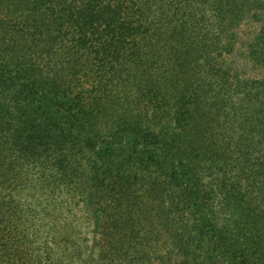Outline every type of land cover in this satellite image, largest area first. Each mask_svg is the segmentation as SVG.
Here are the masks:
<instances>
[{"label":"trees","instance_id":"16d2710c","mask_svg":"<svg viewBox=\"0 0 264 264\" xmlns=\"http://www.w3.org/2000/svg\"><path fill=\"white\" fill-rule=\"evenodd\" d=\"M0 264H264V0H0Z\"/></svg>","mask_w":264,"mask_h":264},{"label":"rangeland","instance_id":"374dc122","mask_svg":"<svg viewBox=\"0 0 264 264\" xmlns=\"http://www.w3.org/2000/svg\"><path fill=\"white\" fill-rule=\"evenodd\" d=\"M250 29H251V26H248L246 30L249 31ZM251 72H253V71H251ZM126 139H127V142H131V139H133V137L132 138L129 137Z\"/></svg>","mask_w":264,"mask_h":264}]
</instances>
